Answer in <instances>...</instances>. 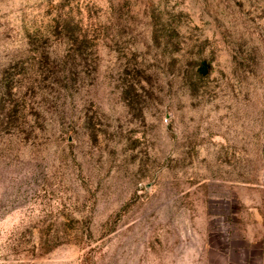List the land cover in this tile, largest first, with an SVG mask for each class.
<instances>
[{"label": "rangeland", "instance_id": "obj_1", "mask_svg": "<svg viewBox=\"0 0 264 264\" xmlns=\"http://www.w3.org/2000/svg\"><path fill=\"white\" fill-rule=\"evenodd\" d=\"M0 264H264V0H0Z\"/></svg>", "mask_w": 264, "mask_h": 264}]
</instances>
